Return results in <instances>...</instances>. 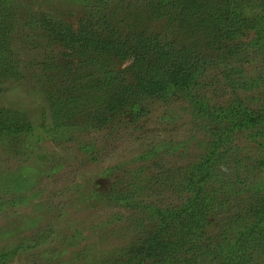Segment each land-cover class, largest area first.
<instances>
[{"label": "trees", "instance_id": "16d2710c", "mask_svg": "<svg viewBox=\"0 0 264 264\" xmlns=\"http://www.w3.org/2000/svg\"><path fill=\"white\" fill-rule=\"evenodd\" d=\"M22 1L0 0V84L27 70L64 133H100L116 115V126L133 125L154 98L181 100L189 137L207 134L184 162L159 158L173 152L171 142L150 145L146 157L156 170L141 165L139 173L147 169L146 184L161 198L145 205L137 263L264 264V72L248 71L264 58V0H79L77 29L51 8ZM21 30L30 58L14 46ZM17 117L0 109V139L23 149L30 125ZM239 133L249 141L241 144ZM94 136L84 145L92 158ZM11 252L1 251L0 263Z\"/></svg>", "mask_w": 264, "mask_h": 264}, {"label": "rangeland", "instance_id": "374dc122", "mask_svg": "<svg viewBox=\"0 0 264 264\" xmlns=\"http://www.w3.org/2000/svg\"><path fill=\"white\" fill-rule=\"evenodd\" d=\"M22 2L51 8L74 29L80 25L79 0ZM162 23L151 21L149 27L155 29ZM23 34V30L15 33L14 46L21 47L20 56L30 58L32 49L20 44ZM249 34L253 38L255 33ZM253 63L249 73L264 72V58L257 56ZM125 65L117 62V67ZM37 85L27 70L18 80L0 84V109L19 111L22 118L17 117L16 122L30 125L26 148L0 139V252L13 251L3 264H53L58 260L65 264H123L130 259L138 264L143 256L136 253L137 246L147 239L146 228L139 233L141 218L148 211L145 205L161 198L160 189L146 184L142 173L147 169L139 173L141 165L150 164L146 157L150 145L169 141L176 147L171 153L164 150L166 156L159 158L167 160L165 163L184 162L196 153L206 132L190 138L191 116L182 101L169 105L153 98L144 103L142 116L133 125L116 126V115L100 133L70 127L66 134V128L54 122L49 101ZM259 87L264 89V84ZM239 92L242 96L251 93ZM93 135L98 153L92 158L84 145L93 144ZM239 140L241 144L249 141L244 133H239ZM182 144L188 147L187 153L180 152L186 149ZM169 194L172 196L170 190L165 192ZM210 231L216 233L217 229H207L208 235ZM57 252L61 254L58 258Z\"/></svg>", "mask_w": 264, "mask_h": 264}]
</instances>
